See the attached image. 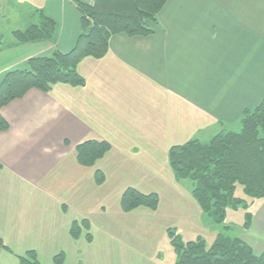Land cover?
<instances>
[{
  "label": "crops",
  "instance_id": "0c3cea01",
  "mask_svg": "<svg viewBox=\"0 0 264 264\" xmlns=\"http://www.w3.org/2000/svg\"><path fill=\"white\" fill-rule=\"evenodd\" d=\"M18 1L3 3L18 5ZM29 5L27 12L17 6L23 23L11 32V41L0 35V85L7 74L25 69L33 58H49L56 51L69 53L81 34V16L67 0H39L38 5ZM39 10L56 23V42L16 45L12 34L36 23L37 19L28 22L27 16ZM0 15H5L4 6ZM154 31L148 37L116 35L102 59L83 60L78 72L85 86L56 85L48 94L32 90L4 108L1 114L10 128L0 133V183L8 172L15 177L5 167L10 156L23 150L59 158L51 146L53 140L48 142L57 123L68 121L79 127L78 142L84 138L109 143L112 149L106 156L115 153L123 163L154 171L161 165L165 168L164 164L170 168L168 152L173 146L193 140L207 143L224 131H238L244 112L264 101V0H168ZM46 130L43 143L40 136ZM30 145L40 147L30 149ZM14 164L26 167L22 157L15 158ZM17 173L22 182V171ZM37 179L24 181L39 190V184L32 181ZM0 190L4 193L0 205L2 200H7L6 207L21 200L9 187L0 184ZM35 199L27 196L21 203H12L17 216L10 218H32L40 205L44 217L53 225L62 219L63 225L57 228L68 233L70 220L60 214L63 201L55 195L44 208L51 198ZM258 205L250 229L241 231L239 237L260 256L264 254V200ZM0 238L7 247H0V264H19V257L30 251H18L1 234ZM31 250L37 252L41 264H54L55 254L45 260L41 250ZM77 251L76 260L83 264V254Z\"/></svg>",
  "mask_w": 264,
  "mask_h": 264
},
{
  "label": "rangeland",
  "instance_id": "374dc122",
  "mask_svg": "<svg viewBox=\"0 0 264 264\" xmlns=\"http://www.w3.org/2000/svg\"><path fill=\"white\" fill-rule=\"evenodd\" d=\"M3 1L0 0V12L4 6L5 15L4 17L0 15V35H3L4 41L8 42L11 32L21 28L23 23L20 22L17 6H24L27 12L31 9L29 4L38 5L39 0H19L18 5L4 4ZM67 1L77 11L71 0ZM28 14V22L32 23L36 20L32 18V12ZM57 125L48 142L53 140L51 146L57 150L59 158L55 154L53 157H47L42 152L40 157L37 155L38 150L30 151L31 154L27 150L16 153L8 158V168L5 167L15 177H11L8 172L0 184L9 187V191L21 200L27 196L36 197L37 201L50 197L51 200L44 203V208L46 204H51L52 198L56 195L63 201L60 205L61 217L65 218L67 215L66 219L71 223L68 233L67 229L63 231L57 228L63 225L62 219L53 225L54 223L44 217L45 213L40 205L36 206L41 210H37L32 218L11 219L10 216H17L12 209L13 204L21 203V200L8 203V207H6L7 200H2L0 234L12 248L21 252L37 248L42 251V258L45 260H48V254L57 256L63 253V264H80L76 260L77 250L83 254L80 258L83 264H175L176 253L168 236L169 230L176 231L184 243L194 241L201 236L208 245L214 242L223 226L236 228L234 235H239V231L242 230L247 210L228 208L222 225L214 226L203 216L196 203L191 181L178 180L174 175L170 178L168 173L170 175L172 171L166 164H164L165 168L161 165L160 169L144 171L137 168L136 163H123V159L114 153L110 156L105 155L93 166H82L77 159V147L86 140L84 138L80 142L75 140L76 135L81 132L79 127L68 121ZM46 133L47 130L44 136H40L43 143ZM33 145L28 148L40 147ZM25 148L27 149L26 146ZM21 157L26 167H21L22 164H14V159ZM44 163L47 164L46 169ZM31 165L36 170L31 168ZM39 165L42 166L41 170H38ZM20 171H22V182L17 173ZM99 172L103 174L102 179L98 176ZM33 177H38L37 180L32 181L39 184V190L33 189L24 181L25 178ZM130 188L138 189L144 194L158 195V208L150 210L140 207L125 212L121 199ZM236 196L247 198L241 186H237ZM3 197L4 193L0 190V198ZM248 201L250 202L248 211L254 212L262 199ZM36 206H33V210ZM75 223L81 231L79 238H75L71 232ZM67 236L69 241H66ZM75 244H81V247ZM25 254L26 252L23 256Z\"/></svg>",
  "mask_w": 264,
  "mask_h": 264
},
{
  "label": "trees",
  "instance_id": "16d2710c",
  "mask_svg": "<svg viewBox=\"0 0 264 264\" xmlns=\"http://www.w3.org/2000/svg\"><path fill=\"white\" fill-rule=\"evenodd\" d=\"M71 2L81 16L82 31L76 46L66 54L56 51L49 58H33L25 69L5 76L0 85V132L5 133L10 128L1 111L23 99L30 91L48 94L56 85L85 86L86 81L79 74L78 66L86 58L102 59L114 36L153 35L158 16L168 0ZM32 18L37 22L12 34L15 44H54L56 23L40 10L33 12ZM110 149L107 142L86 141L77 147L78 162L85 167L93 166ZM168 162L178 180L191 181L193 197L207 221L220 227L228 208H243L247 212L239 233L249 230L253 213L248 211V200H264V101L256 109L244 112L238 131H224L207 143L193 140L173 146L168 152ZM98 176L102 179L103 174L99 172ZM237 186L243 188L248 200L236 196ZM121 205L125 212L140 207L156 210L159 198L154 193L143 194L130 188L123 194ZM235 230L223 226L211 245L201 236L184 243L176 231L169 230L168 236L176 253L175 264H264V254L257 256L239 235H234ZM71 232L75 238L80 237L81 231L76 223ZM0 247L7 249L1 238ZM19 261V264H41L35 250L27 251ZM53 262L63 264L64 254L55 256Z\"/></svg>",
  "mask_w": 264,
  "mask_h": 264
}]
</instances>
